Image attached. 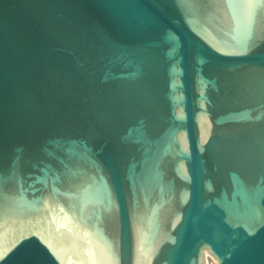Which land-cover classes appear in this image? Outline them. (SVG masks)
I'll return each mask as SVG.
<instances>
[{"label":"water","instance_id":"1","mask_svg":"<svg viewBox=\"0 0 264 264\" xmlns=\"http://www.w3.org/2000/svg\"><path fill=\"white\" fill-rule=\"evenodd\" d=\"M0 264H264V4L0 0Z\"/></svg>","mask_w":264,"mask_h":264},{"label":"snow or ice","instance_id":"2","mask_svg":"<svg viewBox=\"0 0 264 264\" xmlns=\"http://www.w3.org/2000/svg\"><path fill=\"white\" fill-rule=\"evenodd\" d=\"M259 3L264 4V0H259ZM254 6V5H252Z\"/></svg>","mask_w":264,"mask_h":264}]
</instances>
